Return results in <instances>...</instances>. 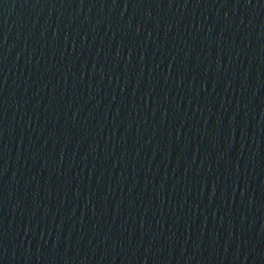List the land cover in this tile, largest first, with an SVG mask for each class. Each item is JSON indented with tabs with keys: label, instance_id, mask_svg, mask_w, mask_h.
Returning <instances> with one entry per match:
<instances>
[{
	"label": "water",
	"instance_id": "water-1",
	"mask_svg": "<svg viewBox=\"0 0 264 264\" xmlns=\"http://www.w3.org/2000/svg\"><path fill=\"white\" fill-rule=\"evenodd\" d=\"M0 264H264V0H0Z\"/></svg>",
	"mask_w": 264,
	"mask_h": 264
}]
</instances>
